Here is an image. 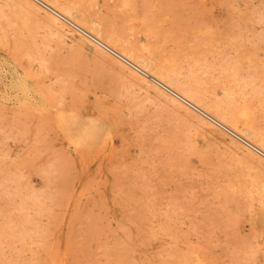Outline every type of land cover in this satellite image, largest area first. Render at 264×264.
Returning <instances> with one entry per match:
<instances>
[{"label": "rangeland", "instance_id": "1", "mask_svg": "<svg viewBox=\"0 0 264 264\" xmlns=\"http://www.w3.org/2000/svg\"><path fill=\"white\" fill-rule=\"evenodd\" d=\"M50 2L104 40L0 0V264H264V150L107 44L264 148V0Z\"/></svg>", "mask_w": 264, "mask_h": 264}, {"label": "bare ground", "instance_id": "2", "mask_svg": "<svg viewBox=\"0 0 264 264\" xmlns=\"http://www.w3.org/2000/svg\"><path fill=\"white\" fill-rule=\"evenodd\" d=\"M38 3H40L43 7H45L46 9H49L50 10V12H52V13H54V15H56L57 16V18L59 17L60 19H63L64 21L66 20L67 22H69L71 25H73V26H75L74 28H77L79 31H81V32H83V34L85 33L86 34V36L87 37H89L90 39L92 38V36H90V34L89 33H91V34H93L94 36H96L97 38H99V39H102V40H104L103 39V36H101L99 33L100 32H98V31H96L95 33H94V31H93V29H91V27H86V25L82 22V24H84V26L81 24V22H79V21H75V20H73L74 19V17L76 18V16H71L70 17V13L68 14V12H65V10L67 11V9H63V8H59L58 6H56V4H54V3H51L50 2V0H36ZM74 9V8H73ZM64 10V11H63ZM75 14V13H74ZM76 15V14H75ZM50 16V15H49ZM48 16V17H49ZM56 16H53V17H55L56 18ZM47 17V18H48ZM50 20V19H49ZM54 21V20H53ZM52 21V22H53ZM79 22V23H78ZM57 24V23H56ZM70 25V26H71ZM59 26H61V24L59 25ZM62 28V27H61ZM82 28L84 29V30H86V31H84V30H82ZM104 29V28H103ZM89 32V33H88ZM102 37V38H101ZM106 43V42H105ZM107 44L112 48V49H114V50H116L118 53H119V56H120V54H121V56H123V57H125L126 59H129L131 62H133L134 64H132V63H130V62H128L126 59H123V60H126V61H124L125 63H127L128 65H130L131 67H134V68H136L137 70H139L138 69V67H140V68H142V69H144L145 70V74H146V71L151 75V76H153L152 78H149V77H147L148 78V80H150L151 82L153 81L154 83H156V84H158V86H161L162 88H164V90L165 91H168L169 92V94H171V95H173V97H175V99H178V100H180V101H182L183 103H185L186 105H188L189 107H191L192 109L193 108H196V109H198V113H200L201 115H203L206 119H208V120H210V121H212L213 123H215L216 124V126L218 125L220 128H222L223 129V131L225 130V131H227V132H229L230 134H232V135H234L235 137H237L238 139H240L241 141H242V143H244L248 148H250V149H256V150H253L254 152L256 151H258L259 149H262V150H264V148H262L260 145H258L256 142H254L253 140H251L250 138H248L247 136H245V135H243L242 134V132H240L239 130H236L234 127H232V123H228V121H225L224 119H222V118H220V117H218V115H215L214 113H212V112H210L208 109H206V107H204L203 105H201L198 101H196L195 99H194V97H192L191 95H189V94H186L185 92H182L180 89H178V88H176L174 85H172L166 78H167V75L165 76L164 74H161V73H157L155 70H154V68H151V67H147V65L145 64V61L144 60H139L141 63H143V64H145V65H143V66H141L140 65V62H138V61H136V60H134L133 59V57H132V55H130V53H128V52H125L124 50L123 51H121V49L120 48H116L117 47V45H115V47L112 45L113 43H109V42H107ZM118 44V43H117ZM98 45V44H97ZM118 49H120V50H118ZM108 50H110V49H108ZM120 60H122V59H120ZM122 60V61H123ZM138 66V67H137ZM140 71V70H139ZM142 72V71H141ZM162 73H163V71H162ZM172 82V81H171ZM179 87V86H178ZM198 87V86H197ZM196 87V88H197ZM167 92V93H168ZM233 92V91H232ZM199 93V92H198ZM207 93V92H206ZM225 93H223V95H224ZM232 96V95H231ZM215 97V96H214ZM217 102V101H216ZM224 105V104H223ZM236 105V104H235ZM220 108V107H219ZM235 108V107H234ZM237 109V108H236ZM239 111V110H238ZM246 111V110H245ZM248 113V112H247ZM248 115V114H247ZM241 117V116H240ZM248 117V116H247ZM234 118H235V116H234ZM244 118V117H243ZM235 119H237V118H235ZM245 119V118H244ZM249 119V118H248ZM247 119V120H248ZM246 120V121H247ZM229 121H231V120H229ZM237 122V121H236ZM245 122V121H244ZM244 122H243V124H244ZM242 124V125H243ZM252 124H253V122H252ZM245 132V131H244ZM253 132V131H252ZM242 137L245 139H242ZM246 140H247V142H246ZM251 144H254L255 145V147L254 146H252ZM246 147V148H247ZM251 147H253V148H251ZM259 148V149H258ZM260 151V150H259ZM258 153V152H257Z\"/></svg>", "mask_w": 264, "mask_h": 264}]
</instances>
